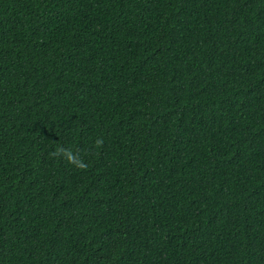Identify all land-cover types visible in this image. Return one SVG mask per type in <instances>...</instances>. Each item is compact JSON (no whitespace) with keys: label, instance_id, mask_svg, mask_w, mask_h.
Listing matches in <instances>:
<instances>
[{"label":"trees","instance_id":"trees-1","mask_svg":"<svg viewBox=\"0 0 264 264\" xmlns=\"http://www.w3.org/2000/svg\"><path fill=\"white\" fill-rule=\"evenodd\" d=\"M0 264H264V0H0Z\"/></svg>","mask_w":264,"mask_h":264},{"label":"clouds","instance_id":"clouds-1","mask_svg":"<svg viewBox=\"0 0 264 264\" xmlns=\"http://www.w3.org/2000/svg\"><path fill=\"white\" fill-rule=\"evenodd\" d=\"M102 143H103L102 139L96 141V144L98 146L101 145ZM51 155L53 157L63 155L68 162L75 164L78 168L84 169L87 167V165L85 163H83L74 154H72L71 152H69L66 149L58 148L56 151L52 152Z\"/></svg>","mask_w":264,"mask_h":264}]
</instances>
